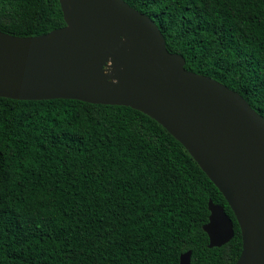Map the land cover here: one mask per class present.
<instances>
[{"label": "trees", "instance_id": "16d2710c", "mask_svg": "<svg viewBox=\"0 0 264 264\" xmlns=\"http://www.w3.org/2000/svg\"><path fill=\"white\" fill-rule=\"evenodd\" d=\"M186 69L264 117V0H125ZM66 25L59 0H0V31ZM234 237L209 247V201ZM235 264L223 194L158 121L128 106L0 97V264Z\"/></svg>", "mask_w": 264, "mask_h": 264}, {"label": "water", "instance_id": "95a60500", "mask_svg": "<svg viewBox=\"0 0 264 264\" xmlns=\"http://www.w3.org/2000/svg\"><path fill=\"white\" fill-rule=\"evenodd\" d=\"M66 25L20 37L0 31V97L128 106L158 121L225 197L242 236L235 264H264V117L238 92L186 69L156 23L125 0H59ZM209 247L234 237L208 203ZM191 251L180 264H191Z\"/></svg>", "mask_w": 264, "mask_h": 264}]
</instances>
